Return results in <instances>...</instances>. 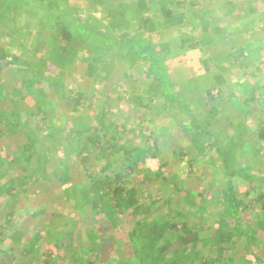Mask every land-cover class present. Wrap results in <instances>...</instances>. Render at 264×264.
I'll return each instance as SVG.
<instances>
[{
  "label": "trees",
  "instance_id": "trees-1",
  "mask_svg": "<svg viewBox=\"0 0 264 264\" xmlns=\"http://www.w3.org/2000/svg\"><path fill=\"white\" fill-rule=\"evenodd\" d=\"M71 1L107 13L93 23ZM207 1L0 0V22L21 31L14 17L22 28L31 21L38 28L31 41L46 47L34 60L13 51L14 36L0 47V65L25 75L16 84L0 82L6 104H0V139L24 137L9 154L0 148V250L8 264H31L17 257L46 233L50 244L39 252L41 264H98L112 254V264L245 263L236 247L250 262L264 264L250 249L264 236V0ZM215 1L226 8L223 17ZM180 26L190 30L175 38L178 56H199L200 77L176 79L167 43L158 38ZM215 56L224 62L216 66ZM80 60L86 79L75 86L68 71ZM122 64L123 75L146 83L145 91L128 94L135 122L109 119L87 102L98 89L94 82L112 85L108 71ZM248 111L256 113L252 123H246ZM161 114L169 117L163 133L150 125ZM166 129L185 136V144L170 146ZM69 174L76 177L71 184ZM35 182L65 186L62 230L28 229L32 239L16 252L14 234L25 230L18 205ZM72 197L90 217L86 226L69 230ZM37 214L41 220L43 211ZM125 221L131 225L126 232Z\"/></svg>",
  "mask_w": 264,
  "mask_h": 264
},
{
  "label": "rangeland",
  "instance_id": "rangeland-1",
  "mask_svg": "<svg viewBox=\"0 0 264 264\" xmlns=\"http://www.w3.org/2000/svg\"><path fill=\"white\" fill-rule=\"evenodd\" d=\"M208 3L212 2V0L207 1ZM221 2V1H220ZM206 3V4H208ZM214 6H216L217 8V14L218 16H224V12L226 11L225 7L220 8L219 7V2L215 1L214 2ZM70 6L74 7L76 10L79 11V14L84 17V18H89L90 21H92L94 23V21H98L99 19H101L102 17L104 18V15L107 13L104 11V9H102V7L100 6H96L93 4H88V3H84L81 1H75V2H70ZM213 6V7H214ZM219 7V8H218ZM242 8H240L239 11H241ZM12 15V14H11ZM10 14H7L6 16L8 18H10L11 16ZM7 18V19H8ZM20 16H15L14 17V22L16 23L17 26H14L15 28H19L21 29V31H14L13 30V25H10L8 23L2 24L0 22V38L1 37H6L3 40L0 41V47H3V42H5L7 40V38L9 36H14V38H16V43L13 45V51L15 53H17L18 55L21 56L22 59L24 58H31L32 60L36 59L37 56H41L43 53H45L46 47L43 46V48L40 47L39 43L38 44H34L30 39L31 36L34 33H37V26L36 24L33 25V23L31 21H27L26 22V26L24 28H22V25L17 24V22L19 21ZM6 21V20H5ZM4 21V22H5ZM7 22V21H6ZM190 30V27H185V26H180L179 28H173L172 31H164L162 32V34L160 36H158L159 39L163 40L165 43H167V46L169 48L170 51V56L173 57L172 61H174L175 66H176V79L178 80H186L191 76H197V74H199L198 76H202L204 74V69L203 66L200 62H198L200 60L199 56H196L192 51H189V53L186 56H181V58L178 56L179 52H178V43L175 40V38L179 35V33L181 32H186ZM13 31V32H12ZM23 43V44H21ZM223 44V42L221 43ZM220 42L218 43L217 46L221 45ZM23 45V48H21V46ZM222 46V45H221ZM257 48V47H256ZM204 49H207V47H204ZM259 49V48H258ZM249 50V48H248ZM247 50V54L253 55L252 57H254L255 55H257V51L252 50L248 51ZM260 50V49H259ZM258 50V51H259ZM208 51V50H207ZM210 54L212 53V50L209 52ZM213 54H216V52L214 51ZM217 56V55H216ZM216 56L213 57L215 62L217 63L216 66L219 63H223L224 60H221V62H217L216 60ZM257 57V56H256ZM259 57H257L258 59ZM179 59H181V61H179ZM259 61L257 60V63ZM256 64V63H255ZM0 82L4 81V82H9V84H16L18 82L19 79H22L25 75L22 71H12V73H8L7 72V67L6 66H1L0 65ZM54 67V66H53ZM254 67V65L252 66ZM255 68V67H254ZM262 69V72L259 76L262 77L264 76V69ZM84 70H85V62L84 60H80L78 61L74 66H73V70L68 71L69 72V79L71 84H75L76 85H80V82L83 79H86L85 75L83 76L81 73L84 74ZM127 70V65L126 64H122L120 66H117V68L111 69L110 71H108V73L110 72V77H113L115 79V82L112 85H105L104 87L100 88L97 84V82H94L95 87H98L97 90L91 91L90 94H94L92 95V97L90 96L89 99L87 100V102L90 104L89 107L92 111L95 112H99L100 110L105 111V116L108 117L109 119H115V120H119V121H125L126 119H128L130 122H135L136 120V112H134V108L132 109V105H133V101H130V99L128 98V94L130 93V91H134L135 93H141L142 90L145 91L146 89V83H144L142 77H135V79H131L126 75H123ZM128 71V70H127ZM130 72H133V69L130 70ZM209 73H211V71H208ZM105 71L103 70H99V74H104ZM141 76H143L141 74ZM206 78V77H205ZM235 80V76L233 77L232 81ZM205 81V79H204ZM203 81V82H204ZM202 83V82H200ZM203 84V83H202ZM224 102L222 104H224L226 101L223 100ZM6 102V101H5ZM0 104L2 105H6L4 103V101L2 100L0 102ZM226 105V103H225ZM221 106H219L220 108ZM227 108V105L226 107ZM221 110V109H220ZM258 112V111H257ZM263 116H264V109L263 111H261ZM260 112V113H261ZM153 113H155L153 111ZM259 114V113H258ZM256 115L255 111H248V115L245 117L246 119V123H252L253 120H255L254 116ZM169 123V117L165 116L164 114H161L159 116H154V119L150 122V125L153 126V128L155 129V127H161L159 133L162 131V133L164 132L163 128H166L164 126H168ZM170 135V139L168 144H170V146L173 147V145L175 146H181L182 144H185L186 142V138L185 136L183 137L181 134L178 135V132L174 131V129H166V132ZM23 136L19 135V136H12V137H2L0 139V148L2 149V152L4 153H11L13 150H16L17 147L19 146L20 143H22L23 141ZM153 166V164H151ZM17 168V167H16ZM70 177V178H69ZM68 180H67V184H71L73 179L76 180V177L74 176L71 177V174L68 175ZM72 179V181H71ZM55 186V185H54ZM49 187L46 186L45 184H40L39 182H35V183H30L27 187V193H25L23 196L20 204L18 205L19 208V223L21 224V228H24L25 230L14 234L15 238L17 240H19L18 242L12 240L11 244L15 249V251H21V246L27 242H29L32 238V234L36 233L37 230L36 229H42V228H46L48 227L49 229H51L52 231H58V230H62V228H60L61 223L64 220H60L59 219V207L61 204V199L62 197V189L65 186L60 187L59 189L55 188V187ZM242 188H245L246 185H241ZM259 187L260 188H264V177L262 178L261 182L259 183ZM58 191H57V190ZM47 191L48 192V197L44 198V196L42 195V192ZM72 201L69 203L71 209L65 214L66 219L69 218L67 221L68 223V227L69 230H74L76 229V227L78 226H83L82 224L87 221V217L89 218V212H87V210L82 207L83 203L81 204V202H77L78 198L76 197H72L71 198ZM207 205V204H206ZM216 206V204H215ZM214 206V207H215ZM213 209V208H211ZM43 211V216L41 218V220H38L39 218V214ZM206 212H208V208L206 209ZM80 213L84 215L83 220H79L76 217H79L80 215L78 214ZM258 213H254L253 215H250L253 219L252 223L254 225H257L259 222L257 220V215ZM201 214H198L197 217H200ZM2 218H0L1 221ZM70 219H72V221H70ZM82 223V224H81ZM122 228L121 230L126 232L127 230H129V228L131 227L130 223L128 221L123 222L122 224ZM86 226V225H85ZM32 228V229H31ZM31 229L32 234H29V230ZM263 234H261V236H259V238H261L262 240H258V243L254 244L250 249L253 250V252L255 253V255L257 254L259 257L264 258V236L262 237ZM44 236H46L45 238L41 237V239L39 241L38 238L36 239L33 249L30 252L24 253L22 257H17L18 261L21 263H31V264H41L40 262V258H38V256H40L39 252H42L44 250H48L47 247H49V234H44ZM53 240H55L56 237H58V235H53L52 236ZM258 238V239H259ZM48 239V240H47ZM76 240H80V238H75ZM74 239V240H75ZM7 244V243H6ZM0 246L2 247V245L0 244ZM235 253H237L240 257H243L244 259H247L246 262L244 263V260H240L239 264H256L255 262H250L249 261V257L246 256V252L242 247H236L234 249ZM117 257V256H116ZM7 257L5 256V254L0 250V264H8L7 262ZM115 262V254H112L111 257L109 256V258L107 259L106 262H99L98 264H112ZM55 264V262H54ZM64 264H67L66 261Z\"/></svg>",
  "mask_w": 264,
  "mask_h": 264
}]
</instances>
